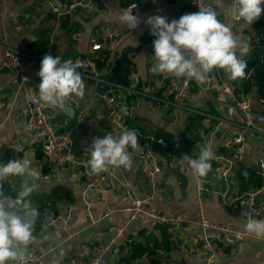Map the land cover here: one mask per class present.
<instances>
[{"label": "crops", "instance_id": "0c3cea01", "mask_svg": "<svg viewBox=\"0 0 264 264\" xmlns=\"http://www.w3.org/2000/svg\"><path fill=\"white\" fill-rule=\"evenodd\" d=\"M50 1L0 0V42L21 51L23 72L28 78L22 84L11 69H0V163L29 159L41 173L38 190L30 197L40 212L34 233L37 239L30 248L42 251L43 256L40 263L32 264H68L79 241L103 246L112 239L113 243L100 259L101 264H121L118 262L121 253L131 252L133 248L137 257L130 264H143V261L147 264H264V240L250 234L229 246L223 244L219 233L210 230L216 248L210 253L201 247L199 225L201 212L210 221L242 230L247 219H264L260 209L257 214L247 216L241 203L246 190L264 181V136L256 131L262 125L256 121V116L264 113V96L256 81L253 78L232 80L223 70L214 69L204 83L183 78L182 81L187 82L185 96L177 104L163 103L160 95L156 96L162 78H156L157 74L149 71L155 64L153 40L140 44L141 36L150 29L145 23L149 16H165L169 21L179 19L195 12L191 0H142L143 3L133 9L141 23L132 31L119 23L117 17L138 0H82L87 5L69 14L67 28L61 25L58 14L65 9L68 0H63L62 7H53ZM261 7L264 9V5ZM219 19L239 35L242 44H248V51L242 56L246 63L256 54H264V44L255 42L257 38L264 39V12L250 26L232 20L226 10L220 13ZM109 32L126 34L115 50L118 54L130 50L133 62L130 86L121 87L103 79L111 67L108 64L107 69H97L94 65L93 58L99 50L92 49V45L104 42ZM52 44L61 62L82 61L84 57L78 71L86 86L85 96L66 101L79 114L78 123L71 131L73 155L85 162L90 158L93 138H102L110 132L119 136L129 129L136 130L138 137L167 136L175 141L177 148L170 158L153 151L139 138L140 144L147 146L145 155H152L160 168L153 186L141 168V156L136 154H133L130 169L109 166L116 178H107L98 189L86 187L81 165L54 164L44 156L43 138L28 129L25 111L27 99L40 83L37 73L42 55L50 51ZM115 50H112L111 60L116 56ZM237 54L240 55L239 50ZM248 74L253 76L252 71ZM104 84L107 85L105 93L114 91L120 97L118 108H128L127 114L119 112L123 125L106 119L107 110L102 101L105 93L98 92ZM241 101L246 102L245 108L240 106ZM45 110L52 114L58 108L45 105ZM126 119H131L135 127H129ZM66 121L56 124L61 127ZM237 135L245 138L242 148L233 143ZM183 136H188L184 152L177 142ZM190 141L192 146H188ZM17 142L24 146L19 152L15 148ZM198 144L211 147L216 162L210 174L209 190L202 196L194 174H180L175 165L176 157L183 153L191 157ZM244 168L255 171L252 186L241 175ZM223 171H226L224 176ZM107 180L109 188L105 187ZM19 185L20 178L12 177L5 184V191L15 196ZM133 198L142 200L157 214H178L182 221L167 224L141 215L130 218L124 208ZM259 198L260 207L264 202Z\"/></svg>", "mask_w": 264, "mask_h": 264}, {"label": "clouds", "instance_id": "9594fccd", "mask_svg": "<svg viewBox=\"0 0 264 264\" xmlns=\"http://www.w3.org/2000/svg\"><path fill=\"white\" fill-rule=\"evenodd\" d=\"M262 5L264 0H231L230 3L209 0V6L199 7L198 12L186 13L179 19L169 21L165 16H149L145 23L155 37L154 73L177 79L192 78L199 83L206 82L214 69L223 70L232 80L245 78L247 63L242 56L247 53L248 44H242L239 35L219 19V15L226 10L232 20L250 26L264 12ZM136 7L131 4L117 17L119 23L131 31L141 23L139 16L133 14ZM82 64L79 60L61 62L58 56L45 55L37 73L40 78L39 100L71 118L74 113L66 101L85 96L86 86L78 71ZM89 149L87 165L94 173L107 172L109 166L130 169L133 153L143 151L138 133L129 129L123 130L119 136L110 132L102 138L94 137ZM214 156L213 149L203 145L196 158L186 154L179 159L187 161L193 174L203 178L211 171ZM12 177L20 178L15 196L8 194L4 187ZM40 179V171L29 159H9L0 163V264H27L30 245L37 239L34 233L40 217L30 197L38 190ZM243 229L256 239L264 240V219L249 218Z\"/></svg>", "mask_w": 264, "mask_h": 264}, {"label": "built area", "instance_id": "2783aa9c", "mask_svg": "<svg viewBox=\"0 0 264 264\" xmlns=\"http://www.w3.org/2000/svg\"><path fill=\"white\" fill-rule=\"evenodd\" d=\"M135 4L136 2H132ZM129 4L128 7L131 5ZM87 3L82 0H68L65 9L59 12V16L71 14L73 8L75 7H85ZM191 5L195 9V12L199 11V7L209 6V0H191ZM125 33L109 32L107 38L104 42H95L92 45V49L98 50L101 48H106L108 50H115L123 38ZM7 68L11 69L12 73L19 78L20 83H25L27 81V76L23 72V62L21 60V51L17 47L9 46L7 44L0 42V69ZM149 71L155 74L153 71V66L149 67ZM168 76L169 80L166 86L163 88L159 100L163 103L177 104L185 96L187 89V82L182 81L178 83L177 79L173 76ZM38 91L36 89L31 96L27 99L28 108L30 110V115L27 120V127L30 131L38 133L43 138L42 151L44 156L54 164H74L81 165L84 162L73 155L71 151V145L73 142L74 135L71 131L58 132L57 124L52 121L51 115L45 110V104L42 103L38 98ZM168 96L172 98L168 99ZM102 101L106 107V119L109 122L117 123L123 125L118 106L120 103V97L114 91L105 93L102 97ZM240 106L245 108L247 106L245 101L240 102ZM256 121L262 124L256 128V131L264 136V113L257 114ZM153 139V138H151ZM162 146L166 145V141L162 137L154 138ZM233 143L239 148L245 146V138L243 136L237 135L233 139ZM178 156L175 160V165L177 167L178 173L184 174L185 172H192L193 170L188 165L187 161H182ZM141 168L147 178V180L154 185L155 174L160 170L159 166L156 164L152 155L141 156ZM222 175H226V171L222 172ZM195 176V175H194ZM107 178H116L114 173L109 169L104 172L103 175L100 173L87 172L85 171V182L86 187L90 189H98L105 182ZM197 183V190L199 195L202 196L204 192L209 190L211 184V175L208 174L206 177L195 176ZM264 196V181H261L257 186L246 190L242 194L243 200V212L247 215H254L259 212V202L258 198ZM129 214L130 218H135L141 215L145 218L163 222L167 224H177L182 221V218L178 214L174 215H163L157 214L153 210L148 209L142 202L137 198H133L131 204L124 208ZM199 225L202 230V243L201 247L214 253L216 251L215 243L213 241V235L210 234V230L214 231L215 234L221 233V241L224 245L232 246L236 244L239 240L245 239L250 236L245 230L238 227H234L225 223H217L210 221L206 215L201 212L199 218ZM114 239H112L108 244L103 246H95L85 241H79L77 248L72 256L69 258L68 264H98L101 257L107 252ZM43 252L34 248L29 249V259L27 264L40 263Z\"/></svg>", "mask_w": 264, "mask_h": 264}, {"label": "trees", "instance_id": "16d2710c", "mask_svg": "<svg viewBox=\"0 0 264 264\" xmlns=\"http://www.w3.org/2000/svg\"><path fill=\"white\" fill-rule=\"evenodd\" d=\"M61 22V25L64 27H69V15H64V16H58ZM155 37H153L150 34V29H147L143 35L140 38V44L147 43L149 41L154 40ZM102 49V48H101ZM98 49L99 53L96 57L93 58L94 65L97 69H107V64L111 60L112 52L111 50L108 49ZM130 50H126L125 52H121L120 54L112 57V65L110 68L107 69L106 73L103 75V79L110 81L118 86H130L131 84V78L130 75L132 73L133 69V62L132 58L129 54ZM249 71L253 72V76L250 77L248 74ZM156 78L162 80V84L156 91V96H159L163 90V88L166 86L168 83L169 77H160L159 75H155ZM250 78H253L256 81V84L259 87V92L262 96H264V54L258 53L256 54L252 59H250L247 62V69H246V76L245 80H249ZM117 90H120V88ZM110 92V91H109ZM172 98V96H168V99ZM126 96L124 100H126ZM127 125L129 127H135L134 124L131 123V119H126ZM141 142H145L149 145V147L157 152L161 153L163 155H166L167 157H172L175 154L176 151V144L175 141L170 139L169 137H165L166 145L162 146L159 144L156 139H150L148 137H140ZM193 143L190 141L188 143V146H192ZM187 146V147H188ZM202 145L198 144L195 146V151L194 154L191 156L192 158H196L198 156L200 147ZM212 169L208 174H211L213 171V168L216 165V162L212 160ZM48 170V169H47ZM45 169V171H47ZM137 257V252L134 250L131 252H125L121 253L119 257V263L121 264H130L132 260H134Z\"/></svg>", "mask_w": 264, "mask_h": 264}, {"label": "water", "instance_id": "95a60500", "mask_svg": "<svg viewBox=\"0 0 264 264\" xmlns=\"http://www.w3.org/2000/svg\"><path fill=\"white\" fill-rule=\"evenodd\" d=\"M50 3H51V5H52L53 7H62V6H63V0H51ZM142 3H143L142 0H138V3H137V4L140 5V4H142ZM78 9H79V7H75V8H73L72 11H73V12H77ZM255 42H260V44H264V39L257 38V39L255 40ZM118 53H119L118 50H115V51H114V54H115V55H117ZM45 55H52L53 57H55V44H52L50 51L47 52V53H44V54L42 55V57H44ZM81 58H82V62L84 63V57L82 56ZM110 66H111V62L108 63V67H110ZM5 69H7V68H3V70H5ZM182 79H183V78H181V79H177L178 83H181V82H182ZM106 90H107V85L104 84V85H101V86L99 87V91H98V92H99L100 95H102V94L105 93ZM67 105H68V107L72 110V112L74 113L73 116H72L71 118H69L68 116H66V115H64V114H59V113H60V110H59V109L56 110L55 112H52L51 119H52V121L55 122V123H57V122H62V121H64L65 119H67L66 123H65L63 126L57 128L58 132L72 131V130L76 127V125H77V123H78L79 114H78L77 110H76V109H75L70 103L67 104ZM118 109H119V108H118ZM25 112H26V120H28L29 115H30V110H29V108H27ZM119 112H120V113H124V114L129 113L128 108H126V107H121V108L119 109ZM187 137H188V136H183V137H181V138H179V139L177 140V142H178V146L180 147V149H181L182 152H184V146H183V145H184V141L186 140ZM139 143H140V142H139ZM140 145H141V147L143 148V151H141V152H137V153H133V154H136V155H139V156H144L145 153H146V150H147V146H146L145 144H140ZM21 147H24V146H22L21 143L17 142V143L15 144V148L18 150V152H19V150H20ZM183 155H184V153H183ZM89 159H90V158H89ZM89 159H87V160L84 162V164H81V166H80V168H81V170H82L83 172H85V171H87V172H92V171L89 169L88 165H87V161H88ZM103 174H104V173H100V175H103ZM241 175H243L245 178H247V180H248V181H247V182H248V185H249V186H252V184H253V178H254V176H255V171L252 170V169H249V168H244V169L241 170ZM215 180H216V179H215ZM233 180L235 181V177H234ZM215 183H216V181H215ZM216 184H217V183H216ZM109 185H110V182L107 180L106 183H105V187H106V188H109V187H110ZM259 200H260L261 202H264V196H261V197L259 198ZM241 203H243V200L241 201ZM260 211H261L262 214H264V205H261V206H260ZM219 236L221 237V233H219ZM121 250H122V247L120 246V251H121ZM142 263H143V264H147L146 261H143ZM98 264H101V263L99 262Z\"/></svg>", "mask_w": 264, "mask_h": 264}]
</instances>
